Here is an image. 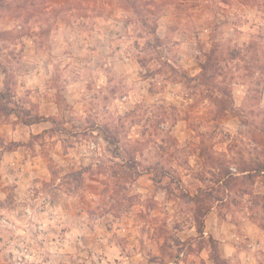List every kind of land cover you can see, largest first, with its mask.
Listing matches in <instances>:
<instances>
[{
  "label": "rangeland",
  "instance_id": "obj_1",
  "mask_svg": "<svg viewBox=\"0 0 264 264\" xmlns=\"http://www.w3.org/2000/svg\"><path fill=\"white\" fill-rule=\"evenodd\" d=\"M18 5L0 264H264V0Z\"/></svg>",
  "mask_w": 264,
  "mask_h": 264
},
{
  "label": "trees",
  "instance_id": "obj_2",
  "mask_svg": "<svg viewBox=\"0 0 264 264\" xmlns=\"http://www.w3.org/2000/svg\"><path fill=\"white\" fill-rule=\"evenodd\" d=\"M22 3H24V2H22ZM20 5H21V2H20ZM20 5H18V0H0V12L2 11L4 13L5 12L6 13H13V15H16V14H14V12H18V8ZM214 58L215 57L212 55L208 57V63H211L212 68H214L216 65L215 63L212 64V62H213L212 60H214ZM208 67H209L208 65H202L201 68L204 71ZM8 95H9V92H8V89L5 85V90L0 92L1 100L6 101ZM224 104H225L224 101H220L221 106H224ZM2 109H3L5 114H15V115H17V117H21L20 113L15 108H11L7 103L3 104ZM44 119H47V118H45L44 116H35V117H30L28 119L22 118V121L24 124L30 125L33 123H39V122L43 121ZM47 120H50V119H47ZM113 143L117 144V142H113ZM259 170L264 171V166L263 167L260 166ZM214 259H215V261L218 262L217 256Z\"/></svg>",
  "mask_w": 264,
  "mask_h": 264
},
{
  "label": "crops",
  "instance_id": "obj_3",
  "mask_svg": "<svg viewBox=\"0 0 264 264\" xmlns=\"http://www.w3.org/2000/svg\"><path fill=\"white\" fill-rule=\"evenodd\" d=\"M25 125L31 129L33 127H37V126L39 127L40 123H33V124H30V125L25 124ZM15 139H17V138H15ZM13 141H17V140H13ZM12 152L14 153V152H16V150L9 151L7 154H11Z\"/></svg>",
  "mask_w": 264,
  "mask_h": 264
},
{
  "label": "built area",
  "instance_id": "obj_4",
  "mask_svg": "<svg viewBox=\"0 0 264 264\" xmlns=\"http://www.w3.org/2000/svg\"><path fill=\"white\" fill-rule=\"evenodd\" d=\"M93 145H94V143H93ZM234 169V168H233Z\"/></svg>",
  "mask_w": 264,
  "mask_h": 264
}]
</instances>
